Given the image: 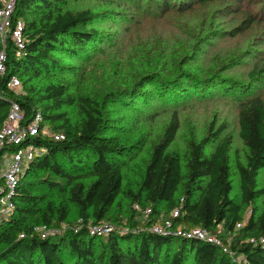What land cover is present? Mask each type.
Here are the masks:
<instances>
[{
  "label": "trees",
  "instance_id": "16d2710c",
  "mask_svg": "<svg viewBox=\"0 0 264 264\" xmlns=\"http://www.w3.org/2000/svg\"><path fill=\"white\" fill-rule=\"evenodd\" d=\"M130 1L139 9L143 0ZM194 1L149 0L147 6L163 14L174 9L183 13L194 7ZM64 4V0H17L13 15L24 23L27 43L17 54L8 39L4 77L17 76L21 86L25 84V91L16 95L1 85L0 129L8 119L11 102L17 100L24 111L23 124L40 115L39 134L25 138L39 151L18 181L14 214L0 221V263L62 264L66 247L79 264H264V208L252 209L246 221L242 213L243 205L251 206L264 195V188L258 185V175L264 169V95H246L238 111V136L247 149L244 164L235 159L240 203L232 196L231 137L206 151L210 140L225 131L224 124L215 129L212 123L211 136L190 140L181 155L170 150L180 129L178 115H172L160 138L150 146L142 171L128 178L121 158L128 159L136 146L121 145L105 134L110 119L102 102L79 97L82 117L74 121L65 108L76 101L64 83L54 81L38 89L30 84L61 71V60L54 54L81 57L101 40V32L92 27L98 14L89 10L73 12ZM147 55L146 59H158V54ZM157 75H142L133 88ZM250 75L256 81L262 73L251 71ZM125 92L127 89L112 91L109 96L113 99ZM44 127L64 134V138L44 136ZM86 170L90 173L88 180L81 176ZM41 172L48 175L39 177ZM49 194H59L65 200L56 203ZM121 198L139 204L141 211L152 209L156 218L146 226L163 222L166 217L186 229L206 228L224 241L231 256L213 242L151 231L124 235L112 231L98 237L82 229L56 240L50 235L43 238L36 230L41 226L60 229L68 220L71 206L84 223L92 220L100 224ZM175 210L180 214L173 218ZM228 237L231 239H223ZM174 244L176 251L171 252Z\"/></svg>",
  "mask_w": 264,
  "mask_h": 264
},
{
  "label": "rangeland",
  "instance_id": "374dc122",
  "mask_svg": "<svg viewBox=\"0 0 264 264\" xmlns=\"http://www.w3.org/2000/svg\"><path fill=\"white\" fill-rule=\"evenodd\" d=\"M64 1V7L73 12L89 10L99 15L92 27L101 32V40L95 41L92 51L81 57L54 54L61 60V71L30 84L38 89L54 81L64 83L76 101L65 108L74 121L82 117L79 97L102 102L110 119L105 134L121 145L136 146L128 159L121 158L128 178L142 171L150 146L160 138L172 115H178L180 129L170 150L181 155L190 140L211 136L212 123L215 129L224 124L225 131L210 140L206 151L231 137L232 196L240 203L235 159L244 164L247 149L238 136V111L246 95H264V0H195L194 7L186 12L174 9L165 14L147 6L149 0H143L139 9L130 0ZM154 53L158 54L157 60L146 59L147 54ZM251 71L261 72L262 76L253 81ZM151 72L158 75L133 88L136 79ZM24 86L14 93H24ZM124 89L127 92L110 98V92ZM8 160L9 155L3 153L1 169ZM47 175L41 172L39 177ZM81 176L90 179L88 170ZM258 185L264 188V169L258 175ZM49 198L56 203L65 200L59 194H49ZM134 205L121 198L99 226L121 235L149 231L146 222L156 217L146 214V210L136 211ZM263 208L264 195L251 206L243 205L245 221L252 209ZM70 209L67 222L60 229H52L50 237L60 240L82 229L90 232L93 221L84 223L74 207ZM3 218L6 219L0 215V221ZM166 220L164 217L163 222L154 224L163 225ZM176 246L171 252L176 251ZM62 264H79L66 247Z\"/></svg>",
  "mask_w": 264,
  "mask_h": 264
},
{
  "label": "built area",
  "instance_id": "2783aa9c",
  "mask_svg": "<svg viewBox=\"0 0 264 264\" xmlns=\"http://www.w3.org/2000/svg\"><path fill=\"white\" fill-rule=\"evenodd\" d=\"M17 0H2L0 6V42L2 49L0 50V87L2 84L16 92L21 87V80L17 76H11L5 79L6 73V44L10 38L17 51V54L25 49L27 40L24 35V23L21 20H15L13 15L16 8ZM18 95V93H17ZM39 121L40 115L38 114L35 119L30 123L23 124L24 111L17 100L11 102L8 119L0 129V156L1 151L9 155V160L1 169L0 163V215L5 216L6 219L10 218L16 207L15 191L18 181L22 174L25 173L26 167L29 162L35 158L38 149L34 145L25 142L27 136H35L39 134ZM44 136L52 137L56 140L64 138V134L55 133L48 127L43 128ZM135 210L141 211L139 204H135ZM152 212L151 208L146 209L145 213ZM179 210L172 213L173 218L179 216ZM5 219V218H3ZM2 219V220H3ZM94 224V223H93ZM242 224H238L241 227ZM149 231L157 234L174 236H183L187 238H195L198 240H206L217 244L225 253H230L224 241L212 234L209 230L203 227H195L186 229L181 225H175L172 219H168L163 225L152 224L148 226ZM40 236L45 238L53 231L46 226H41L36 229ZM108 227H101L99 224H94L90 228V235H102L110 233ZM23 235H21L22 237ZM264 241V237L261 238ZM251 242H255L252 238Z\"/></svg>",
  "mask_w": 264,
  "mask_h": 264
}]
</instances>
